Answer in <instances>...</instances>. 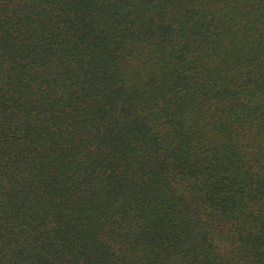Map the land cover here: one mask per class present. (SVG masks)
I'll return each instance as SVG.
<instances>
[{"label":"trees","instance_id":"1","mask_svg":"<svg viewBox=\"0 0 264 264\" xmlns=\"http://www.w3.org/2000/svg\"><path fill=\"white\" fill-rule=\"evenodd\" d=\"M0 264H264V0H0Z\"/></svg>","mask_w":264,"mask_h":264}]
</instances>
